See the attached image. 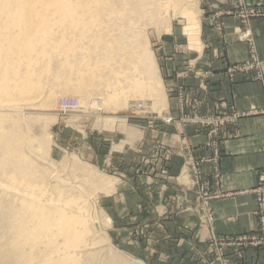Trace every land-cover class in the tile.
Instances as JSON below:
<instances>
[{
  "label": "rangeland",
  "instance_id": "374dc122",
  "mask_svg": "<svg viewBox=\"0 0 264 264\" xmlns=\"http://www.w3.org/2000/svg\"><path fill=\"white\" fill-rule=\"evenodd\" d=\"M188 1H192L188 12L195 13L200 22V47L189 46L185 28L192 22L182 11L175 10L172 18L167 16L164 20H146L139 24L136 42H143L146 52L145 60L138 57V71H142L144 79L146 74H151L157 84L154 88V85L146 88L143 96L134 97L125 89L122 104H115L110 96L109 101H105L108 96L104 93V86L98 84V77L94 80L97 83L88 84L87 93L75 94L66 85V77L63 78L66 74L55 64L52 66L53 75L57 73L61 79L59 85L56 82L48 84L50 90L46 91L55 89L52 92H56L54 101L49 105L51 109L37 105L36 109L6 112L3 107L0 108V114L9 118L3 123V128L8 131L12 127L9 131L15 132L14 135L20 133L17 137L21 136L24 143L21 150L23 157L29 158V168L42 171L39 183L55 192L67 191L66 197H80L87 201L90 216L99 224L97 231L91 226L94 240L89 243L90 246L78 249L77 254L79 252L83 256L74 264H264V245H250L253 238L260 236L256 213L255 235L220 237L214 233L212 205L219 195L210 191L207 182L203 181V160L190 153V146L184 137L180 145L186 152L179 155L183 166L178 173L182 183L187 182L184 187L179 186V192H186L191 198L187 213H177L176 207L180 209L182 204L173 202L170 194L174 185L170 183L172 175L169 166L175 153L174 145L167 142L166 133L179 128L204 129L211 146H214L219 129L235 120V117L221 113L217 106L204 114L203 107L196 105L192 108L191 102L196 96L194 90H187L188 81L195 77L202 81L209 74H194L193 77L189 72L186 75L188 68L192 69L202 60L196 56L198 53L202 56L203 0ZM238 1L232 0V9L224 16L238 21L240 30L236 33L237 39L247 44L249 54L247 59L228 67L227 77L250 76L260 84L264 99L263 63L253 39H240L246 30L251 33L253 20L264 19V0L254 5L241 0L246 9L260 13L251 16L246 23H241L236 15ZM221 18L218 13L213 14L212 29L218 31L222 28ZM172 80L175 82L174 89L171 87ZM63 98H75L85 107L63 111L58 108ZM250 114L264 116V107ZM159 130L162 132L161 142H157L156 138ZM144 167H149V171ZM263 169L259 170L257 181ZM43 175L46 178L43 179ZM3 182L0 180L2 201L10 195L15 196L10 187L13 184ZM209 218L213 220L209 221ZM189 219L192 228L183 231L181 223ZM203 227L207 231L205 236L201 232ZM243 238L246 240L241 242ZM252 252L256 256L251 257ZM72 255L75 256L74 253Z\"/></svg>",
  "mask_w": 264,
  "mask_h": 264
},
{
  "label": "bare ground",
  "instance_id": "6f19581e",
  "mask_svg": "<svg viewBox=\"0 0 264 264\" xmlns=\"http://www.w3.org/2000/svg\"><path fill=\"white\" fill-rule=\"evenodd\" d=\"M176 1L0 0V108L51 109L56 92L46 90L49 82L61 79L53 75L55 64L75 94H84L88 84L99 81L108 96L105 101L110 96L121 103L125 89L134 97L143 96L157 84L151 74L144 79L138 71V59L145 60L146 52L144 43L136 42L140 22L172 18L175 10L182 11L192 22L185 28L188 44L200 47V22L188 12L192 1ZM70 99L77 101V110L85 107ZM8 119L0 114V180L13 184L15 196L0 199V264H74L83 256L78 249L94 240L91 226L97 231L99 224L90 216L87 201L39 183L42 171L29 168L20 133L3 128Z\"/></svg>",
  "mask_w": 264,
  "mask_h": 264
},
{
  "label": "crops",
  "instance_id": "0c3cea01",
  "mask_svg": "<svg viewBox=\"0 0 264 264\" xmlns=\"http://www.w3.org/2000/svg\"><path fill=\"white\" fill-rule=\"evenodd\" d=\"M246 1L253 5L259 2ZM231 9L232 0H203L202 56L199 53L196 56L202 60L192 66V69L188 68L186 75L189 72H192L193 77L194 74H209L202 81L198 77L188 81L190 84L187 90H194L197 97L192 99V108L199 105L203 107L204 114L217 106L221 113L231 115L235 120L219 129L215 147L211 146L204 129L195 131L193 128H179L166 133L167 142L174 145L175 157H172L173 161L169 166L172 175L170 183L174 186H171L173 189L170 194L173 202L182 204L180 209L176 207L177 213H187L191 201L188 193L181 190L179 192L180 187L187 183H182L178 173L183 166L179 155L186 152L180 145L181 138L184 137L190 146V153L203 160V181L207 182L210 191L219 195L213 202L212 209L213 230L220 237L256 234V201L252 191L257 183L258 172L264 167V116L250 114L264 107L261 86L250 76L236 75L232 79L227 77L228 67L247 59L249 54L247 44L237 39L236 33L240 30L238 21L231 16H224ZM214 13L222 17V28L218 31L212 29L211 18ZM250 31L264 67V19L253 20ZM174 86L173 81L172 89ZM185 112L188 113L189 110L186 109ZM161 133L160 130L157 132V142H161ZM144 168L149 171V167ZM190 222L189 219L181 223L184 226L183 231L191 230ZM201 232L205 236L207 231L203 227ZM255 252L251 253V257L256 256Z\"/></svg>",
  "mask_w": 264,
  "mask_h": 264
},
{
  "label": "built area",
  "instance_id": "2783aa9c",
  "mask_svg": "<svg viewBox=\"0 0 264 264\" xmlns=\"http://www.w3.org/2000/svg\"><path fill=\"white\" fill-rule=\"evenodd\" d=\"M236 15L238 20L242 23H246V20L249 21L251 16L259 15L260 13H254L253 10L246 9V6L240 0L238 1ZM251 33L246 30L241 36L240 39H245L251 41ZM78 106L77 101L74 99H63L60 101L59 109L63 111H68L72 109H76ZM255 193V201H256V215L258 217L259 228H260V236L258 238H253L250 241V245L253 247H262L264 245V169L259 175V179L257 181V185L253 191ZM213 219L209 218V221ZM246 240L243 238L241 242Z\"/></svg>",
  "mask_w": 264,
  "mask_h": 264
}]
</instances>
